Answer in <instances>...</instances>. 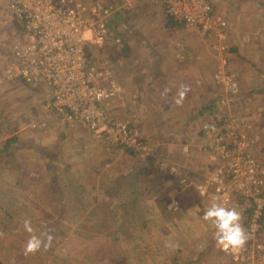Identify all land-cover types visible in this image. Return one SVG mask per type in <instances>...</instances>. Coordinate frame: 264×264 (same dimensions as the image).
<instances>
[{"label":"rangeland","instance_id":"1","mask_svg":"<svg viewBox=\"0 0 264 264\" xmlns=\"http://www.w3.org/2000/svg\"><path fill=\"white\" fill-rule=\"evenodd\" d=\"M88 1L92 2L93 0ZM210 1L216 12L222 15L230 26L226 39L227 46L231 42V33L235 35L234 39L236 40L241 39L242 35L252 34L253 38L248 45H250V53L253 55L251 62L252 64L257 63L256 73H254L256 78L254 75H248L244 79L242 73L237 70L238 64L232 61L230 64L228 61V51L220 55L217 52L219 42L214 37L208 36V41L210 45L212 44L209 51L213 53V58H211L213 62L208 67V73H214L211 85L214 86H212V92L215 94H212L213 100L207 101L203 106V112L208 110L207 112L210 114L207 115L210 117L206 115L197 117L201 109H197L196 106L193 112H188V109H185L182 113L187 114L184 116L185 118H189L188 115H191V119H196V116L199 123L201 122L199 117L204 120L205 118L210 119L200 126L201 146L202 143L207 142L202 133L204 124H218L223 128L231 115L244 119V123L251 126L245 130H249L248 135L255 140L248 148V152L264 164V0ZM243 13L251 19L241 21ZM16 21L15 16L8 9L6 1L0 0V55L2 56H11V45L17 38V31L20 30ZM239 25L241 26L239 27ZM244 28H246L245 33L238 34ZM243 40L242 38V42ZM228 49L229 52L231 49L233 50L232 44ZM96 50L91 53L92 56L93 54L95 56L93 59L106 60L97 59ZM199 52L203 55L206 54L200 50ZM234 52L231 51V54ZM97 56L103 58L100 53H97ZM218 62L219 65L215 68ZM229 64V71L234 74L239 83V96L229 107H225L226 105L222 103L226 100V90L216 83L214 75L221 66L228 70L226 66ZM5 66L6 63L0 60V76ZM253 70L251 68V71ZM238 78L245 83L240 82ZM197 89L196 99H191V102L195 103L194 101H196L199 105L201 89L199 87ZM28 90L29 87H26L23 81H9L0 78V121L7 123L6 125L0 122V264H154L159 261V254L162 251L158 250L157 239L163 238L164 241H167L166 237H172L174 233L172 221H167V218L165 224H162V221L165 220L163 210L170 211V215L174 216L176 211L169 209L168 202L175 197L180 198L183 202V194L178 188H175L178 191L174 194H166V197L168 196L166 200L162 201L160 205L157 204L160 211L156 210L157 207H132V205L128 206V203L132 200L133 195L141 199L149 195L154 185L158 186V190L160 189L161 185L147 180L149 174L159 176L163 184L164 176L175 178L178 182L181 181V177H186L187 184L184 187L191 185L190 187L193 188L191 196L194 193L199 199H206L198 192L197 183H194L189 177L190 173L183 170L176 161L170 158L162 159L166 161L162 165L156 163V159H153L154 161L150 159L151 165L154 167V170L151 169L152 172L147 173L146 168L139 166L137 169L134 167L129 170L132 175L127 179L125 174L116 177V173H120L119 169L109 168L110 165L100 169L101 165L92 162L91 157H96V155L90 153L89 149L84 150L78 146V148H71L70 145L68 147L64 145L63 149H55L54 146L47 143L44 148H31L23 145L28 143V139L24 141V138L22 139L23 144L18 142L25 146L24 149H21L15 142L9 145L8 150H5L7 141L15 138V135L12 134L15 122L29 121L32 116L30 108L23 112V107H20L17 113L13 109L16 105H23L26 98H30ZM35 96L38 99V96ZM31 98L34 99V96ZM210 103H212L211 107ZM138 130L143 134L145 142L154 147L155 144L145 138L144 132ZM7 131L11 132L5 133ZM93 134L104 143L105 153L122 151L130 156L140 157L124 149H112L111 152L108 149L107 141L94 132ZM178 142L184 148L185 143L181 141V137ZM174 143L177 142L174 141ZM174 143L172 142L171 145H175ZM201 146L200 150H202ZM59 152H62L63 158L60 157ZM209 154L213 156V154ZM213 158L218 163L213 169L215 170L221 166V162L216 157L213 156ZM141 159L149 161L147 157ZM144 162L146 163V161ZM108 163L107 161L106 165ZM185 165L188 167L187 163ZM189 165L192 167L191 164ZM173 168L178 171L173 172ZM94 170L98 171H96L97 175L101 172L102 177L99 181H102L103 184L95 182L93 179V174L96 173ZM162 187V194L171 190L165 185ZM135 188H138L136 194L133 192ZM209 195H212V191ZM156 196H150L153 198L151 200L155 201ZM211 200L213 199L210 198ZM25 221L30 223L31 232L25 229ZM132 224H136L138 227L136 228L137 233H134L132 228H127ZM167 226L170 233L164 234V227ZM143 230H148V234L152 232L149 234V239L146 242L142 239L133 240ZM262 235L264 237V231ZM32 236L39 237L43 244L39 250L28 252L26 245ZM213 246L214 249L218 248L216 240ZM147 251L150 253L148 256L145 255L141 261L137 252L146 253ZM176 253L178 252L171 254L172 264H196V255L191 256L185 252L182 257L181 254ZM219 259L216 262L220 264H234L232 259L224 253L221 257L219 256Z\"/></svg>","mask_w":264,"mask_h":264},{"label":"built area","instance_id":"2","mask_svg":"<svg viewBox=\"0 0 264 264\" xmlns=\"http://www.w3.org/2000/svg\"><path fill=\"white\" fill-rule=\"evenodd\" d=\"M139 1L7 0L20 30L11 45V56L0 55L6 63L0 78L42 85L46 89L42 115L55 114L60 124L86 127L107 141L109 151L124 149L162 165L166 161L156 156L132 121L121 115L123 89L112 77L110 63L94 60L91 54L108 41L115 14L137 7ZM153 1L160 3L175 23L214 37L220 55L227 51L230 26L210 0ZM214 78L226 90L222 104L229 107L239 96L237 78L224 66ZM244 121L231 115L223 128L204 124L207 142L201 149L213 154L221 166L208 172L196 188L205 198L212 191L217 201L237 208L243 216L241 223L247 233L243 247L234 251L218 246L219 250L234 264H264V164L248 152L255 140L245 130L251 126ZM180 183L186 185L187 178L181 177ZM168 203L173 211L182 205L178 197Z\"/></svg>","mask_w":264,"mask_h":264},{"label":"crops","instance_id":"3","mask_svg":"<svg viewBox=\"0 0 264 264\" xmlns=\"http://www.w3.org/2000/svg\"><path fill=\"white\" fill-rule=\"evenodd\" d=\"M5 1L7 3V0ZM241 16V21L251 19V17L247 18L245 13ZM113 22V29L108 41L102 48H95L93 51L97 49V59H106L110 62L112 77L122 86L125 105L121 107V115L131 120L136 128L144 132L145 138L155 144L156 156L159 159L170 158L176 161L183 170L190 173L189 177L192 181L198 184L218 164L208 152L200 150L201 134L199 129L203 122L210 119L205 118L204 120L199 117L200 123L197 120L199 115L210 117L207 115L210 114L209 112H203V106L207 101L211 102L213 100L212 94H215L212 92L214 86L211 85L213 84L214 73H208V67L213 62L211 59L213 53L209 51L212 44L210 45L208 36L203 37L198 29L171 21L161 4L153 0H140L137 7L123 9L115 14ZM245 31L246 28L241 29L238 34L242 35ZM234 36L231 33V42L228 43V46L230 47L232 44L233 50L231 49L229 52L227 46V59L230 64H232L231 61L238 64L237 70L242 73L245 79L248 75L253 76L256 73L257 63L252 64L251 62L253 55L250 53V45H248L253 37L252 34L242 35L241 37L244 39L242 42V38L236 40ZM116 39H120V42H117ZM199 50L206 52V54H201ZM207 51H209L208 54ZM231 51H235V54H231ZM97 53H100L103 58H99ZM230 64L226 66L228 70ZM218 65L219 62L215 68ZM251 68L254 70L251 71ZM239 81L245 83L241 79ZM24 83L26 87H29L27 93H30V98H26L23 105H16L13 109L17 113L20 107H23V112L30 108L32 116L29 121L25 122L22 118L24 120L22 123L15 122L16 125H14L12 132L15 138L7 141L5 150H8L12 143H22L24 138V141L28 139V143L22 144L31 148H44L46 147L44 146L45 143H47L54 146L55 149H63L64 145L67 147L70 145L71 148L89 149L90 153L96 155V157H91L92 162L101 165L99 166L100 169L109 165V168L119 169L120 173H116V177L125 174L127 179L128 176L132 175L129 170L134 169V167L137 169L139 166L146 168L147 173L154 170L150 161L152 158H149V161L142 160V157H133L122 151L105 153L104 143L93 136V132L86 127L60 124L55 114L48 118L42 115V102L45 100L46 89L42 85L33 86ZM198 87L201 89L199 93L201 103L199 105L196 101H194L195 103L191 102V99L195 98ZM181 92L184 93L182 98ZM33 93L38 96V99ZM32 96L34 99L31 98ZM188 104L190 106H187ZM117 105L115 106L117 107ZM195 106L197 109H201L197 117L195 116L196 119H191V115H188L189 118H185L184 116L187 114L182 113L183 110L188 109V112H193ZM0 122L7 125L4 121ZM34 123H36L35 127L33 126ZM9 132L11 131L5 133ZM12 134L10 135L12 136ZM179 137L185 143L184 148L181 144L179 145ZM172 142L175 145H171ZM23 145L19 144V147L24 149L25 146ZM59 153L60 157L63 158L62 152ZM107 161L109 163L106 165ZM185 163L188 164L189 168ZM96 171L94 170V172ZM97 172L93 174V179L95 182L103 184L102 181H99L102 177L101 172L99 175ZM147 178L149 182L152 180V183L161 185L160 189L158 190V186L154 185L151 193L142 199L133 195L128 206L157 207L156 210L160 211L157 204L160 205L162 201L166 200L168 197L166 194H174L178 189L183 194L182 207L174 213V216L173 214L170 215V211L162 209L163 214H165V220L162 221V224H165L168 218L167 221L170 220L173 223L174 233L172 237H166L167 241H164L163 238L157 239L158 250L161 249L162 252L159 254L160 260L154 264H172L171 254L175 252L181 254L182 257L185 252L191 256L196 255V264H220L216 260H220L219 256L221 257L222 253L218 248H216L218 251L214 249L213 246L215 229L210 222L202 218L210 198L215 199L213 194L206 199H199L194 193L191 196L193 192L191 185L184 187L175 178L164 176L165 181L162 180L164 184L161 183L159 176L149 174ZM95 184L97 185V183ZM164 185L172 191L162 194V186ZM137 189H133L135 194ZM152 195H157L155 201L151 200L153 199L150 198ZM163 195L165 197H160ZM127 228H132L134 233L138 232L136 224L128 225ZM164 228V234L170 233L168 226ZM149 234L148 230H143L133 240L142 239L146 242L149 239ZM145 248L147 249V247ZM137 253L140 255L138 258L143 261L144 256H148L150 252Z\"/></svg>","mask_w":264,"mask_h":264},{"label":"clouds","instance_id":"4","mask_svg":"<svg viewBox=\"0 0 264 264\" xmlns=\"http://www.w3.org/2000/svg\"><path fill=\"white\" fill-rule=\"evenodd\" d=\"M183 95L184 93L181 92V98ZM202 218L210 222L214 227L216 243L222 249H231L235 251L245 244L247 233L241 223L242 214L237 208L229 207L223 202L213 199L205 208ZM24 226L27 231H32L28 221H25ZM42 244L43 241L39 237L32 236L27 242L26 251H37ZM44 246L46 247L47 245Z\"/></svg>","mask_w":264,"mask_h":264},{"label":"trees","instance_id":"5","mask_svg":"<svg viewBox=\"0 0 264 264\" xmlns=\"http://www.w3.org/2000/svg\"><path fill=\"white\" fill-rule=\"evenodd\" d=\"M108 1H109V3H111L113 0H108ZM168 18H169V17H168ZM169 19L171 20V18H169ZM171 21H173V20H171ZM16 23H17V26H20V23H19V22L16 21ZM112 25H114V22H112L111 25H110V32H112V29H113V28H112ZM212 103H213V102H212ZM212 103L209 104L210 107H211V104H212ZM207 111H208V110H207ZM9 142H10V141H9ZM10 143H11V142H10Z\"/></svg>","mask_w":264,"mask_h":264}]
</instances>
